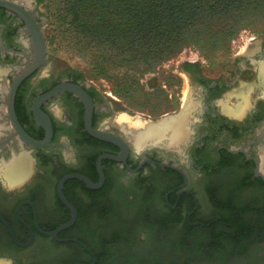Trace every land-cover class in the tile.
Returning <instances> with one entry per match:
<instances>
[{"label": "flooded vegetation", "instance_id": "obj_1", "mask_svg": "<svg viewBox=\"0 0 264 264\" xmlns=\"http://www.w3.org/2000/svg\"><path fill=\"white\" fill-rule=\"evenodd\" d=\"M1 2L8 7L0 5V264L227 262L264 244V37L217 75L182 62L173 73L190 91L158 119H141L180 120L191 105L184 140L137 150L117 121L118 104L73 67H58L43 31V1ZM12 7L41 31L42 61L30 20ZM29 69L11 101L15 80ZM63 84L90 97L92 130L117 143L88 131L77 94L43 99ZM12 111L37 141L46 130L36 113L47 116L51 142H25ZM20 156L26 170L10 183L4 169ZM72 175L92 185L67 179L63 200L59 184Z\"/></svg>", "mask_w": 264, "mask_h": 264}, {"label": "trees", "instance_id": "obj_2", "mask_svg": "<svg viewBox=\"0 0 264 264\" xmlns=\"http://www.w3.org/2000/svg\"><path fill=\"white\" fill-rule=\"evenodd\" d=\"M59 13L70 42L105 72L148 73L187 46L215 52L241 30L263 26L264 0H61Z\"/></svg>", "mask_w": 264, "mask_h": 264}, {"label": "rangeland", "instance_id": "obj_3", "mask_svg": "<svg viewBox=\"0 0 264 264\" xmlns=\"http://www.w3.org/2000/svg\"><path fill=\"white\" fill-rule=\"evenodd\" d=\"M61 0H43L44 34L48 48L59 60L58 67L68 65L76 69L88 83L96 85L107 97L118 104V115L128 114L156 120L160 115L177 106L178 94L190 91L186 78L173 73L182 62L199 63L205 71L217 75L221 71L233 69L232 61L251 42L264 37V24L256 28H246L239 32L230 44L222 50L205 52L195 45L185 47L177 56L161 63L154 70L144 73L140 68L116 67L105 72L91 53L80 50L71 40L67 26L59 23ZM67 30L65 33L64 30ZM120 117V116H119ZM118 117V118H119ZM118 121V120H117ZM197 264H264V244L254 247L245 258Z\"/></svg>", "mask_w": 264, "mask_h": 264}, {"label": "bare ground", "instance_id": "obj_4", "mask_svg": "<svg viewBox=\"0 0 264 264\" xmlns=\"http://www.w3.org/2000/svg\"><path fill=\"white\" fill-rule=\"evenodd\" d=\"M262 75L264 76V70H262ZM187 107L185 117L180 120L169 119L162 122H147L138 116L131 117L128 114H122L118 118V123L137 150L144 148L148 144L158 143L167 137L170 138L172 143L178 144L184 140L187 134V118L191 110V105ZM26 164L27 160L22 157L8 164L4 171L10 183L18 181L23 177L27 166Z\"/></svg>", "mask_w": 264, "mask_h": 264}, {"label": "water", "instance_id": "obj_5", "mask_svg": "<svg viewBox=\"0 0 264 264\" xmlns=\"http://www.w3.org/2000/svg\"><path fill=\"white\" fill-rule=\"evenodd\" d=\"M0 5L8 7V5L6 3H2L1 2ZM12 8H13V10L18 11L22 16L27 18V20L29 19V17L25 14V12L20 11L16 7H12ZM30 22H31V24L33 26V30H34V32H33L34 41L37 42L38 47H39L38 48L39 50L37 52V61L40 62V61H42L43 56H44L45 51H46L45 41H44V38H43V35H42L41 31L36 27V25L33 23V21L30 20ZM29 73H30V69L28 71H26L25 73H23L21 76H19L15 80V82H14V84L12 86V89H11V96H12L11 97V101L13 100V98H14L16 92H17L19 84L23 81V79ZM64 91H71V92L77 94L83 100V102L85 103V105H86V115H85L86 127H87L88 131L91 134H93L95 137H97V138H99L101 140L114 142V143L118 142V140L115 137L111 136V135H108V134H105V133L96 132V131L92 130V126H91L92 111H93L92 101H91L90 97L80 87L75 86V85L63 84V85H60V86L56 87L51 92H49L47 95H45L43 97V99L51 98L53 96H57L58 94H60V93H62ZM36 115H37L38 121L44 126V128L46 130V138L44 140H42V141H37V140L32 139L23 130V128L18 123L17 118H16V116H15L13 111L11 112V119H12V122H13L15 128H16L17 134L25 142H27L28 144H30V145H32L34 147H45L51 142L52 137H53L52 124H51L50 119L47 116H45L44 114H42L40 112H37ZM73 177L79 178V179H84L89 185H92L87 179H85L84 177H81L79 175H72V176L65 177L64 179H62V181L59 184V194L63 198V200H65L64 197H63V193H62V189H63L64 183H65V181L67 179L73 178Z\"/></svg>", "mask_w": 264, "mask_h": 264}]
</instances>
